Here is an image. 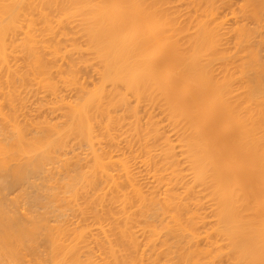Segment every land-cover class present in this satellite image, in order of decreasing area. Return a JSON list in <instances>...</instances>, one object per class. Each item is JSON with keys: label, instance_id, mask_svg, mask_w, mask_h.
<instances>
[{"label": "bare ground", "instance_id": "1", "mask_svg": "<svg viewBox=\"0 0 264 264\" xmlns=\"http://www.w3.org/2000/svg\"><path fill=\"white\" fill-rule=\"evenodd\" d=\"M6 160L4 263L264 264V0H0Z\"/></svg>", "mask_w": 264, "mask_h": 264}, {"label": "rangeland", "instance_id": "2", "mask_svg": "<svg viewBox=\"0 0 264 264\" xmlns=\"http://www.w3.org/2000/svg\"><path fill=\"white\" fill-rule=\"evenodd\" d=\"M223 10H224V9H223ZM223 10H222V11H223ZM224 12L226 13V9L223 11V13H224ZM31 100H33V99H31ZM34 100H35V99H34ZM29 101H30V100H29ZM31 103H33V102H31ZM28 105H31V104L28 103ZM31 106H32V105H31ZM20 119H23V118L20 116ZM6 161H7V160H6ZM9 161L12 162L13 160H9ZM10 162L7 161V162H6L7 164L5 163V165H4L3 167H2V166H0V167H1V168H5V167H8V166H9L8 168H11V163H10ZM13 162H15V161H13ZM14 164H15V163H14ZM13 166H14V165H13ZM13 166H12V167H13ZM136 169H138V168H136ZM139 169H140V168H139ZM139 169H138V170H139ZM141 169H142V168H141ZM1 170H2V169H1ZM1 170H0V173H5V175H6V171H2V172H1ZM4 170H5V169H4ZM143 171H144V174H145V170H143V169L141 170V173H143ZM141 173H140V174H141ZM144 174H142V176H146V175H144ZM2 175H3V174H2ZM5 175H4L3 178H2L4 181L1 182L0 184L4 183V182L6 181L5 179L10 178V176H7V175L5 176ZM0 176H1V175H0ZM1 177H2V176H1ZM7 177H8V178H7ZM33 178H35V180H33V179L31 178L32 180H31V179H30V180L28 179L27 182L32 181L33 183H35V181H37V182H36L37 184H39V183H40V184L43 183V181H41V179H42L41 177H33ZM2 179H1L0 181H2ZM10 179H11V178H10ZM10 179H9V180H10ZM144 179H145V178H144ZM42 180H43V179H42ZM27 182H24V183H27ZM32 182H29L30 186H31V184L33 185ZM5 183L7 184L8 181L5 182ZM5 183H4L3 185H1L2 189H1V187H0V190H1V191H0V194H2V193H4V194H8L7 197H8L9 199L7 200V198H6V200L10 203V206L12 205L13 207H17V208L21 209L20 211H22L23 209H27L26 207L29 208L30 206H32V208L38 209L39 211H43V208H42V207H43V204H42L41 201H38V202H41V203H36V202H35L34 204H32L31 202H29L30 200L28 201V199H29V197H28V196H29L28 193L25 194L24 191L21 190V187H20V186H19L20 189H19L18 186L15 187V185H14V187H13V185H11L12 182L10 181V183L6 185V186L8 187V188H7V187L5 186ZM36 183H35V184H36ZM37 184H36V185H37ZM10 185H11L12 187H11ZM33 186H34V185H33ZM5 187H6V188H5ZM3 188H4V189H3ZM29 188H30V187H29ZM3 190H4V192H2ZM19 190L23 191L22 193H23L24 195L21 194V192H20ZM4 194L0 195V197L2 196V197L4 198V196H5ZM26 195H27V197H26ZM5 197H6V196H5ZM29 203H30V204H29ZM31 204H32V205H31ZM35 204H36V205H35ZM40 204L42 205V207L40 206ZM34 205H35V206H34ZM39 206H40V207H39ZM38 207H39L40 209L42 208V210H40ZM30 208H31V207H30ZM23 211H24V210H23ZM70 216H71V215H70ZM70 219H72V216L70 217ZM0 260H1V261H0V264H8L7 261H5V263H4V260H3L1 257H0ZM2 261H3V262H2ZM11 264H12V263H11Z\"/></svg>", "mask_w": 264, "mask_h": 264}]
</instances>
